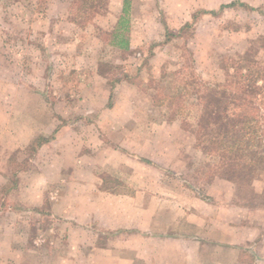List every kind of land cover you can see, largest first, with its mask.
<instances>
[{
	"label": "rangeland",
	"instance_id": "1",
	"mask_svg": "<svg viewBox=\"0 0 264 264\" xmlns=\"http://www.w3.org/2000/svg\"><path fill=\"white\" fill-rule=\"evenodd\" d=\"M70 1L0 0V264H143L141 235L164 234L178 200L212 199L209 185L264 206V167L250 165L260 149L234 166L205 141L218 131L210 116L198 126L211 101L204 80L225 82L242 55L264 62V0H162L170 41L162 26L141 39L159 0H130L128 31L124 0L86 26ZM177 93L174 109L159 102ZM57 126L72 142L61 172L39 154L45 143L34 149ZM92 149L97 163L80 159Z\"/></svg>",
	"mask_w": 264,
	"mask_h": 264
},
{
	"label": "crops",
	"instance_id": "2",
	"mask_svg": "<svg viewBox=\"0 0 264 264\" xmlns=\"http://www.w3.org/2000/svg\"><path fill=\"white\" fill-rule=\"evenodd\" d=\"M123 4L121 9L123 15L122 13L119 15V27L123 31L126 29L128 31L129 21L131 22L129 19L131 17L128 16L131 10L129 8L126 13L125 0ZM156 11L157 17L141 19L144 21L140 30L141 39L145 38V29L149 36L152 30L160 33L161 26L164 34L166 28L173 30L167 20L160 17V14L168 13L162 5V0H159ZM151 34L155 35V33ZM119 38L121 39L119 44L125 51L132 50V37H126L120 32ZM130 79L131 77L122 79L120 82L132 84ZM111 88L115 92L116 87L113 85ZM66 130H69L68 126L59 127L39 151V154H45L47 164L53 162L55 164L57 160L55 172H61L65 166L64 158L68 156L69 146L72 143L68 139L69 134ZM97 147L95 144V148ZM96 150L79 157L81 160L93 159L97 163V156L94 154ZM219 184L223 186L222 181ZM255 187H253L254 194L257 193ZM208 194L212 199L194 196L187 201L178 200L174 205V213L170 214V218L166 221L164 234L141 235L143 236L141 247L135 248L136 253L141 254L138 258L143 264H264V206L261 204L251 206L244 203V199H238L242 201L239 203L234 200V193H227L225 197L228 198L225 199L222 192L221 198H218L211 185L208 186Z\"/></svg>",
	"mask_w": 264,
	"mask_h": 264
},
{
	"label": "trees",
	"instance_id": "3",
	"mask_svg": "<svg viewBox=\"0 0 264 264\" xmlns=\"http://www.w3.org/2000/svg\"><path fill=\"white\" fill-rule=\"evenodd\" d=\"M109 3L110 0H71L70 9L73 14L71 20L76 24L86 26L94 20L95 16L101 14V10H106ZM241 4L243 7L246 6L245 3L241 2ZM125 7V12L128 13L130 0H125ZM222 7H226V5ZM119 34H117L118 37ZM174 35L176 32L166 28V40L170 41ZM259 43L264 48L263 37L259 39ZM227 62L224 66L225 82L203 81L204 89L200 93L209 94L211 101L208 99L204 102L206 104L205 116L199 120L198 126L199 129H202V124L205 125L210 116L209 126L213 124L214 127L218 126V131L215 129L214 133H206L205 141L208 140L211 144H215L221 150L231 154V159L237 160L236 163H233L234 166H240V158L250 157L247 152L253 151V146L257 147L260 151H256L255 158L250 157L252 160L250 165L255 168H262L264 167V107H261L260 104L264 103V62L242 55L230 63L234 68L233 72H230L231 66L229 61ZM260 80L263 81L262 84H260ZM239 93L242 96H239ZM225 94H227L228 100L225 99L223 104H218L220 108L211 107L212 104L217 105V101L223 98ZM164 96L159 102L170 104L169 108L174 109L176 102L173 100L177 101L178 93L165 94ZM231 106L234 109L229 110ZM179 109H182V106ZM202 110L203 107L201 106L200 112ZM38 139L41 141L36 146V141H34L35 151L48 140L44 136H40Z\"/></svg>",
	"mask_w": 264,
	"mask_h": 264
}]
</instances>
